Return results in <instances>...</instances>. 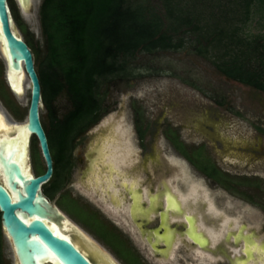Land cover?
Listing matches in <instances>:
<instances>
[{"label": "flooded vegetation", "instance_id": "flooded-vegetation-1", "mask_svg": "<svg viewBox=\"0 0 264 264\" xmlns=\"http://www.w3.org/2000/svg\"><path fill=\"white\" fill-rule=\"evenodd\" d=\"M13 1L23 12L19 0ZM24 74L20 92L8 79L0 53V115L11 125L0 132L15 133L26 119L30 80ZM136 102L130 116L138 148L132 140H96L103 133L100 127L94 140L84 134L74 140L62 188L53 196L44 189L54 167L41 186L97 246L79 244L97 264H264V216L258 211H264V124L259 111L245 112L221 95L215 102L223 114L212 107L189 111L186 123H180L174 117L151 119ZM43 107L48 111L42 98L44 129ZM29 140L31 169L38 175L45 171V160L36 136ZM34 144L39 164L32 155ZM64 198L75 202L82 217L65 207Z\"/></svg>", "mask_w": 264, "mask_h": 264}, {"label": "trees", "instance_id": "trees-1", "mask_svg": "<svg viewBox=\"0 0 264 264\" xmlns=\"http://www.w3.org/2000/svg\"><path fill=\"white\" fill-rule=\"evenodd\" d=\"M8 2L35 54L48 109L43 126L54 167L44 187L49 196L65 182L74 140L105 111L102 84L133 75L129 59L138 52L189 44L226 77L264 92V0H41L42 49L34 45L14 1ZM252 21L257 31H251ZM60 95L69 105L58 114L53 101ZM32 147L37 160L38 149ZM4 245L0 217V264H6Z\"/></svg>", "mask_w": 264, "mask_h": 264}, {"label": "water", "instance_id": "water-1", "mask_svg": "<svg viewBox=\"0 0 264 264\" xmlns=\"http://www.w3.org/2000/svg\"><path fill=\"white\" fill-rule=\"evenodd\" d=\"M19 3L23 12L29 14L37 0H29L28 7L20 0ZM0 53L7 62L9 80L18 91L23 90L20 76L24 72L30 80L26 119L15 133L0 132V217L14 264H97L78 240L97 245L42 192L41 186L51 176L53 166L39 119L41 86L33 53L22 37L8 0H0ZM31 134L36 136L45 160V171L38 175L31 169ZM111 262L117 264L115 260Z\"/></svg>", "mask_w": 264, "mask_h": 264}, {"label": "rangeland", "instance_id": "rangeland-1", "mask_svg": "<svg viewBox=\"0 0 264 264\" xmlns=\"http://www.w3.org/2000/svg\"><path fill=\"white\" fill-rule=\"evenodd\" d=\"M149 1L159 3L158 0ZM15 5L22 23L32 34L33 42L36 41L42 49L43 34L37 5L29 14H24L16 1ZM249 26L251 31L259 29L254 21ZM261 31L264 32V28ZM129 64L133 69V75L110 78L102 84L105 111L100 120L84 133L87 136L86 140H94L97 129L101 127L103 133L97 140H132L134 148H138L130 116L131 105H136V101L144 105L151 119L166 120L174 117L177 122L186 123L184 116L187 118L189 111H204L212 107L223 114L224 108L215 102V97L226 95L234 104L244 108L245 112L251 109L259 111L260 121L264 124V92L226 77L209 59L195 53L189 44L177 50H158L153 53L141 51L129 59ZM25 93V99L20 100L22 105L27 103L28 89ZM68 105L63 95L53 101L58 114ZM41 116L47 118L45 107L42 108ZM62 203L72 213L82 217L75 203L67 198H64ZM258 211L259 216H264L261 208ZM4 254L6 264H14L7 239Z\"/></svg>", "mask_w": 264, "mask_h": 264}, {"label": "bare ground", "instance_id": "bare-ground-1", "mask_svg": "<svg viewBox=\"0 0 264 264\" xmlns=\"http://www.w3.org/2000/svg\"><path fill=\"white\" fill-rule=\"evenodd\" d=\"M27 7H28V5H27ZM23 75V76H22ZM21 76H20V78H21V80L23 81L24 80V77H25V74L23 73ZM8 79H9V77H8ZM17 80H20V79H18V76H17ZM21 81V82H22ZM24 83V82H23ZM23 85V84H22ZM14 87V86H13ZM1 116V115H0ZM5 128V130L6 131H8L10 128H11V125H8L7 123H6V121L4 120V118H3V120L2 121H0V128H1V130H2V128ZM11 130V129H10Z\"/></svg>", "mask_w": 264, "mask_h": 264}, {"label": "snow or ice", "instance_id": "snow-or-ice-1", "mask_svg": "<svg viewBox=\"0 0 264 264\" xmlns=\"http://www.w3.org/2000/svg\"><path fill=\"white\" fill-rule=\"evenodd\" d=\"M20 2H21V4L28 5L29 0H20ZM2 120H3V117L0 116V121H2Z\"/></svg>", "mask_w": 264, "mask_h": 264}]
</instances>
